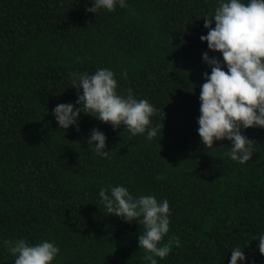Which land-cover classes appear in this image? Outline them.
Segmentation results:
<instances>
[{"label": "trees", "instance_id": "16d2710c", "mask_svg": "<svg viewBox=\"0 0 264 264\" xmlns=\"http://www.w3.org/2000/svg\"><path fill=\"white\" fill-rule=\"evenodd\" d=\"M216 3L126 0L93 14L88 0H0V264H13L3 241L19 238L53 241L52 264H147L143 225L98 202L99 188L116 184L168 200L159 243L170 252L157 264H228L234 246L244 264H264L251 237L264 232V128L243 129L254 150L243 164L228 157L230 141L204 147L197 133L210 72L201 54L222 59L199 39ZM98 67L115 73L118 93L131 88L156 108L161 136L146 141L83 113L78 130L58 127L52 108L77 97L68 73ZM93 127L107 157L86 144Z\"/></svg>", "mask_w": 264, "mask_h": 264}, {"label": "clouds", "instance_id": "9594fccd", "mask_svg": "<svg viewBox=\"0 0 264 264\" xmlns=\"http://www.w3.org/2000/svg\"><path fill=\"white\" fill-rule=\"evenodd\" d=\"M88 4L85 12L93 14L101 9L127 7L126 0H88ZM202 17L207 32L199 39L207 42V49L219 52L222 59L210 57L207 52L201 54L210 72L202 73L197 133L204 147H213L214 141H230L228 157L243 164L254 152L253 140L243 134V129L264 128V0H217L213 12ZM213 22L214 27H209ZM68 76L77 89V97L75 102L57 103L52 108L60 129L73 126L78 130L79 115L83 113L109 123L113 129L122 124L133 136L144 134L146 141L157 137L158 132L161 136L162 126L151 121L156 108L147 99H137L131 88L125 94L118 93L117 79L110 68L98 67L92 73L69 72ZM121 76H126V72L122 71ZM105 141V134L93 127L86 144L95 155L107 157ZM98 197L108 214L143 225L137 243L138 248L145 250L142 259L147 264H157V257L163 259L169 254V245L159 243L169 228L166 198L157 200L152 194L134 196L121 184L100 187ZM251 237L258 241L257 249L264 255V232ZM3 244L12 255L13 264H52L59 252L58 246L48 239L28 243L19 238L4 240ZM230 252L228 264H244L243 247L234 246Z\"/></svg>", "mask_w": 264, "mask_h": 264}]
</instances>
